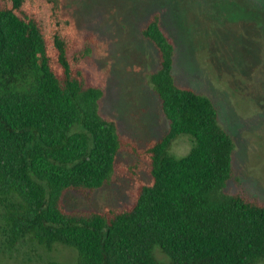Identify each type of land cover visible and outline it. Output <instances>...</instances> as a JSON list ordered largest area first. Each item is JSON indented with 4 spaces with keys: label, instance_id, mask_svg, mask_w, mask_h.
<instances>
[{
    "label": "trees",
    "instance_id": "trees-1",
    "mask_svg": "<svg viewBox=\"0 0 264 264\" xmlns=\"http://www.w3.org/2000/svg\"><path fill=\"white\" fill-rule=\"evenodd\" d=\"M65 0H0V211L10 249L29 240L48 251L77 252L74 263L260 264L264 200L231 194L234 138L206 95L173 74L176 45L156 13L142 29L159 55L150 84L169 130L145 147L103 116L104 87L82 61L95 39L82 36ZM183 136L184 156L172 153ZM146 168L134 203L102 211H69L68 194L106 186L119 153ZM168 258L161 261L156 251Z\"/></svg>",
    "mask_w": 264,
    "mask_h": 264
},
{
    "label": "rangeland",
    "instance_id": "rangeland-1",
    "mask_svg": "<svg viewBox=\"0 0 264 264\" xmlns=\"http://www.w3.org/2000/svg\"><path fill=\"white\" fill-rule=\"evenodd\" d=\"M65 14L95 44L82 61L89 81L104 87L100 109L116 120L123 137L143 148L169 130L161 100L150 84L159 68L156 47L142 35L154 14L174 40L173 74L181 86L208 96L219 121L234 138L235 177L231 194L241 190L264 200V0H65ZM188 136L172 148L184 156ZM146 168L128 151L119 153L112 180L94 193H70L69 211H102L134 203ZM0 211V264L74 263L77 252L62 245L52 251L26 240L14 249L4 242ZM157 257L168 258L161 250ZM260 264H264V261Z\"/></svg>",
    "mask_w": 264,
    "mask_h": 264
}]
</instances>
